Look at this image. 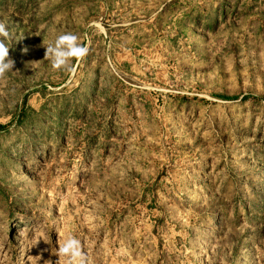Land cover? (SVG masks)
<instances>
[{"label":"rangeland","instance_id":"rangeland-1","mask_svg":"<svg viewBox=\"0 0 264 264\" xmlns=\"http://www.w3.org/2000/svg\"><path fill=\"white\" fill-rule=\"evenodd\" d=\"M0 22V264L68 236L90 264H264V0H0ZM67 32L89 53L53 70Z\"/></svg>","mask_w":264,"mask_h":264},{"label":"clouds","instance_id":"clouds-1","mask_svg":"<svg viewBox=\"0 0 264 264\" xmlns=\"http://www.w3.org/2000/svg\"><path fill=\"white\" fill-rule=\"evenodd\" d=\"M0 37L10 39V33L3 22H0ZM43 46L46 49L44 59L50 61L53 70L57 71H71L72 61L83 60L89 53V48L80 42V37L71 32L62 33L54 42L43 44ZM9 50L10 47L4 40H0V79L12 72L14 68L15 61L9 58ZM39 241V239L36 240L33 247ZM54 254L59 257L56 264H61L62 258L63 264H90L81 241L74 236H68L59 242Z\"/></svg>","mask_w":264,"mask_h":264}]
</instances>
